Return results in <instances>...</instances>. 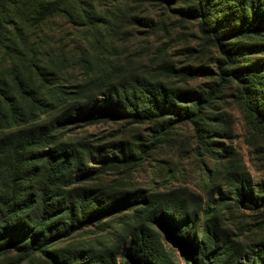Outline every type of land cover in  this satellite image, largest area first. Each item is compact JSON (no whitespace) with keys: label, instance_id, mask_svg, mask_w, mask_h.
Listing matches in <instances>:
<instances>
[{"label":"rangeland","instance_id":"obj_1","mask_svg":"<svg viewBox=\"0 0 264 264\" xmlns=\"http://www.w3.org/2000/svg\"><path fill=\"white\" fill-rule=\"evenodd\" d=\"M86 1L90 8H96L104 29L91 28L82 20L78 26L65 16L25 29L29 54L37 49V63L51 61L55 71L54 85L48 87L24 71V77L41 99L53 103L60 98L59 108L43 118L44 121L54 120L61 105L69 101L71 97L63 93L73 91L79 84L104 78L128 91L163 85L168 90L185 92L188 98L179 103L191 111L197 109V98H203L206 103L199 119L194 121L173 115L140 125L113 121L66 125L55 133L58 143L84 142L102 148L101 154L89 159L90 169H99L106 158L119 151L128 157L135 155L139 162L115 168L79 185L73 184L75 176L66 177L65 184L121 193L173 192L174 197L181 198L198 214L194 244L204 240L208 224L216 226L219 247L227 246L223 251L227 256L217 255L219 248L211 254L215 258L213 264H264L261 251L264 248V124L257 123L246 112L241 98L242 84L232 74L251 66L264 71V54L260 53L264 32L251 39L231 38L223 42L224 50L231 53L232 48L237 60L226 67L228 78L220 87V69L225 66L227 56L211 36L202 33L199 22L180 13L187 0ZM235 28L231 25V29ZM227 44L231 47H226ZM12 63L5 64L0 56V66L12 69ZM85 110L82 106L80 113ZM44 150L30 151L27 169L42 165L36 157ZM28 180L23 183L25 188H34L32 179ZM242 183L248 189L244 195L248 206L237 195ZM249 195L257 199V205ZM31 199L23 197V201ZM136 211L121 213L61 239L45 250L48 255L35 253L22 264H65L68 253L116 244L121 246L117 264H133L127 251L131 231L136 227ZM29 214L34 215L33 210ZM157 232L171 264H192L169 236L159 229ZM212 251L210 248L209 253ZM18 256L15 250H8L0 256V264H14ZM231 256L233 263L226 261Z\"/></svg>","mask_w":264,"mask_h":264},{"label":"trees","instance_id":"obj_2","mask_svg":"<svg viewBox=\"0 0 264 264\" xmlns=\"http://www.w3.org/2000/svg\"><path fill=\"white\" fill-rule=\"evenodd\" d=\"M174 6L179 4L174 3ZM88 8L86 0L48 3L0 0V56L5 64L14 62L12 69L0 66V133H3L0 137V256L15 250L19 256L14 264H22L35 253L48 255L45 250L59 240L135 209L136 227L131 231L127 251L133 264H171L158 229L169 236L190 263L213 264L215 258L212 259L211 254L219 248L217 255L227 256L223 252L227 246L219 247L216 226L208 224L204 240L194 244L198 214L181 198L174 197L173 192L121 193L104 188L73 187L93 181L115 168L134 166L139 158L119 151L106 158L99 169H90L89 159L101 154L102 148L84 142L58 143L55 133L66 125H95L102 121L140 125L173 115L194 121L199 119L202 105L206 103L203 98H197V109L191 111L179 103L188 98L185 92L168 90L163 85L128 91L104 78L79 84L73 91L63 93L71 97L69 101L61 105L54 120L44 121L43 118L59 108L60 98L53 103L41 99L24 77V71L35 75L43 87L54 85L55 71L51 61L37 63V49L29 54L25 29L40 27L58 16L68 17L77 25L82 20L91 28L104 29L105 26L99 24L96 8H90L91 14ZM179 10L183 16L199 22L202 33L211 36L215 44L223 48L227 60L220 69L222 87L228 78L226 67L237 60L231 45H226L231 50L228 53L223 42L231 38L251 39L264 32V0H187ZM260 53L264 54V44ZM246 69L232 71V74L242 84L241 98L246 112L257 123L264 124V71L254 66ZM82 106L86 110L80 113ZM36 148L45 149L36 157L42 165L27 169L28 154ZM72 176H75L74 185L65 184L66 177ZM26 178L32 179L34 188H25ZM5 183L9 185L4 187ZM246 188L242 183L237 195L240 202L248 206L244 199ZM24 196L33 199L23 201ZM249 198L253 204H258L257 199L250 195ZM32 210L34 215L29 214ZM210 248L213 251L209 253ZM261 251L264 252V248ZM120 253L121 246L116 244L68 253L64 259L65 264H117ZM226 261L233 263L234 256L226 257Z\"/></svg>","mask_w":264,"mask_h":264}]
</instances>
